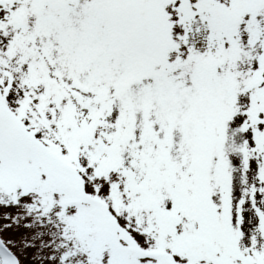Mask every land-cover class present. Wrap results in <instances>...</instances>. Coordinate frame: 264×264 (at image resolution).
Masks as SVG:
<instances>
[{
	"label": "snow or ice",
	"instance_id": "6c2138e0",
	"mask_svg": "<svg viewBox=\"0 0 264 264\" xmlns=\"http://www.w3.org/2000/svg\"><path fill=\"white\" fill-rule=\"evenodd\" d=\"M0 264H264V0H0Z\"/></svg>",
	"mask_w": 264,
	"mask_h": 264
}]
</instances>
